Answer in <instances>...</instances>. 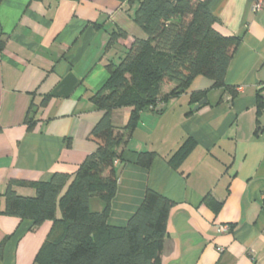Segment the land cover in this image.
I'll return each instance as SVG.
<instances>
[{
    "label": "crops",
    "instance_id": "crops-1",
    "mask_svg": "<svg viewBox=\"0 0 264 264\" xmlns=\"http://www.w3.org/2000/svg\"><path fill=\"white\" fill-rule=\"evenodd\" d=\"M254 2H209L216 28L242 37L225 78L235 94L196 76L163 112H141L116 161L118 192L109 224L125 225L147 188L175 203L162 264H264V112L258 114L257 105L259 89L264 96V3L254 10ZM136 7L129 0L2 1L0 264H39L35 258L53 221L32 227L29 218L3 213L6 185L10 179L48 180L55 172L73 176L96 150L89 134L102 111L90 98L108 78L107 60L147 37L132 18ZM114 29L126 35L107 50ZM174 87L162 84L161 90ZM195 91L206 94L193 102ZM129 115L124 107L112 117L125 125ZM188 138L195 144L174 168L168 159ZM142 151L157 153L149 169L137 163ZM17 191L35 193L31 186ZM90 207L100 212L104 202L93 197ZM222 224L230 229L222 232Z\"/></svg>",
    "mask_w": 264,
    "mask_h": 264
},
{
    "label": "trees",
    "instance_id": "trees-1",
    "mask_svg": "<svg viewBox=\"0 0 264 264\" xmlns=\"http://www.w3.org/2000/svg\"><path fill=\"white\" fill-rule=\"evenodd\" d=\"M129 1L137 3L132 18L147 37L136 38L117 60L111 58L105 64L108 78L90 98L102 111L89 134L97 143L96 150L73 176L55 172L48 180L10 179L3 193V213L29 218L32 227L53 221L35 258L39 264H162L167 223L175 203L147 188L141 205L125 225L109 224L118 192L116 161L123 159L141 112H163L169 99L185 92L196 76L208 77L214 88L235 94L225 78L242 37L216 28L219 21L209 8L210 0ZM125 35L124 30L114 29L106 49ZM2 36L0 23V43ZM162 84L175 87L163 93ZM261 91L257 95L258 114L264 112ZM205 94L192 92L191 99L198 102ZM124 107L130 108L128 121L117 125L113 112ZM194 144L192 138L186 139L168 162L179 167ZM156 156L155 151L139 152L137 163L149 169ZM18 186H31L35 193L20 194ZM93 197L104 202L102 211L91 210ZM4 244L0 243V257Z\"/></svg>",
    "mask_w": 264,
    "mask_h": 264
},
{
    "label": "built area",
    "instance_id": "built-area-1",
    "mask_svg": "<svg viewBox=\"0 0 264 264\" xmlns=\"http://www.w3.org/2000/svg\"><path fill=\"white\" fill-rule=\"evenodd\" d=\"M263 3H264V0H255L254 4H253V9L254 10H259L262 8L263 6ZM220 230L222 232H225V231H228L230 229V225L229 224H222L220 226Z\"/></svg>",
    "mask_w": 264,
    "mask_h": 264
},
{
    "label": "water",
    "instance_id": "water-1",
    "mask_svg": "<svg viewBox=\"0 0 264 264\" xmlns=\"http://www.w3.org/2000/svg\"><path fill=\"white\" fill-rule=\"evenodd\" d=\"M204 102H206V99H203L202 101H200V102L196 105L195 109L199 108Z\"/></svg>",
    "mask_w": 264,
    "mask_h": 264
}]
</instances>
